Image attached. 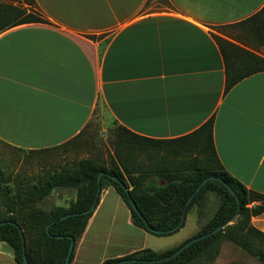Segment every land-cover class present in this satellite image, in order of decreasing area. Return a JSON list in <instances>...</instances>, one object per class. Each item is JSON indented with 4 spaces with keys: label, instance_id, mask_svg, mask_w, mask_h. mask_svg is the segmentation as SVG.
Listing matches in <instances>:
<instances>
[{
    "label": "crops",
    "instance_id": "1",
    "mask_svg": "<svg viewBox=\"0 0 264 264\" xmlns=\"http://www.w3.org/2000/svg\"><path fill=\"white\" fill-rule=\"evenodd\" d=\"M33 1L43 22L9 26L17 4L27 5L0 0V144L41 156L67 146L95 117L101 130L118 125L153 140L184 137L212 119L223 168L264 195V70L225 91L227 63L244 70L254 60L250 55L264 60V31L249 20L264 0ZM131 147L137 166L145 150ZM41 168L1 170L9 174V191H23L47 175ZM74 198L73 189L55 188L36 205L48 211ZM105 206L112 218L124 214L139 246L97 240L90 222ZM250 223L264 234V211ZM147 234L105 186L69 264H102L149 248ZM0 264H16L4 241Z\"/></svg>",
    "mask_w": 264,
    "mask_h": 264
},
{
    "label": "trees",
    "instance_id": "2",
    "mask_svg": "<svg viewBox=\"0 0 264 264\" xmlns=\"http://www.w3.org/2000/svg\"><path fill=\"white\" fill-rule=\"evenodd\" d=\"M17 2H23L30 8L34 7L33 0H17ZM13 14L14 21L9 26L43 22L33 9L27 12L23 7H15ZM249 20L256 21L258 29L264 31V7ZM260 42L264 46V41ZM250 59L254 60L244 70H238V66H229L225 63V91L246 75L264 70L263 59L251 55ZM212 126L213 120L209 119L194 132L173 140L148 139L119 127L123 134L114 140L113 153L107 164L93 158L79 159L71 166L48 173L40 181L23 190L24 197H18L17 210L8 204L3 210L0 209V223L4 222L0 226V241L12 247L16 264H23L19 228L24 238L27 264H63L70 244L69 238H72L73 249L69 264L75 244L95 208L89 210L94 200L99 174H101L100 191L105 186H111L116 191L128 208L130 221L134 226L153 235H170L177 232L185 222L184 219L176 228L188 197L203 180L213 177L197 191L185 212L186 217L189 210L200 203L205 192L213 191L218 194L217 210L194 235L178 246L164 251L157 252L145 248L121 258L106 259L102 264H185L193 260L200 251L217 246L221 240L231 241L259 262L264 263V234L250 223L251 216L264 211V195L247 189L223 168L214 151ZM83 132L84 130L81 134ZM131 146L145 150L144 160L139 161L137 166L133 165ZM157 179L163 181V184H157ZM220 181L234 193L238 205L234 196ZM6 182L7 178L0 168V186ZM55 188L73 189L75 198L69 201L66 207H54L48 211L38 208L36 204ZM3 190L10 189L5 186ZM129 199L133 201L141 217L133 211ZM235 213L240 219L232 229L227 231L220 229L192 243L173 259L150 262L172 254L192 238L213 231ZM67 214L70 216L60 219ZM143 220L153 231L144 224ZM122 260H135V262L119 263Z\"/></svg>",
    "mask_w": 264,
    "mask_h": 264
},
{
    "label": "rangeland",
    "instance_id": "3",
    "mask_svg": "<svg viewBox=\"0 0 264 264\" xmlns=\"http://www.w3.org/2000/svg\"><path fill=\"white\" fill-rule=\"evenodd\" d=\"M16 7H23L17 4ZM24 8V7H23ZM24 9L32 10L30 7ZM118 125L108 126L106 130H101L99 120L95 117L84 132L75 140L67 144V146L57 150L48 151L41 156L27 155L7 146L0 144V168L14 169L18 165L20 167L30 166L36 168L38 172L47 171L51 173L64 167L71 166L82 158H93L102 163H108L113 153V142L123 132ZM102 132V134H100ZM150 149L147 151L149 152ZM147 152V153H148ZM152 152V151H151ZM88 153L89 156L85 157ZM160 153V152H159ZM159 156V155H158ZM144 160V159H143ZM5 173V172H4ZM6 174V173H5ZM9 175V174H6ZM2 184L0 187V209L3 210L9 203L17 204L18 197H24V191H4ZM19 195V196H16ZM219 205V196L213 191H207L202 195L199 204L194 205L188 212L183 226L175 233L170 235L158 236L148 233L146 246L157 251L165 250L177 244L183 238L193 234L200 226L208 221ZM18 206V205H17ZM38 207V206H37ZM40 208V207H38ZM111 207H101L90 222V229L97 232V240L112 242L114 247L123 245L124 243L131 246H139L141 241L136 238L125 222L123 213L114 212L117 218H112L108 211ZM42 209V208H41ZM44 210V209H43ZM237 215L226 224L222 229L227 231L236 225L240 218ZM217 251V252H215ZM185 264H264L259 262L255 257L248 254L229 240H221L217 246L210 249L200 251L197 256Z\"/></svg>",
    "mask_w": 264,
    "mask_h": 264
},
{
    "label": "water",
    "instance_id": "4",
    "mask_svg": "<svg viewBox=\"0 0 264 264\" xmlns=\"http://www.w3.org/2000/svg\"><path fill=\"white\" fill-rule=\"evenodd\" d=\"M100 177H101V174H99L97 176V188H96V192H95V196H94V200H93V203H92V206L90 207L89 210H92L96 203H97V199H98V196H99V192H100ZM209 179H213V177H209L205 180H203L201 182V184L193 191V193L188 197V199L186 200L185 204H184V207L182 209V215H181V219H180V222L179 224L176 226V228H178L184 221L185 219V212H186V209L191 201V199L194 197V195L197 193V191L205 184V182ZM227 189L228 191L231 193V195L234 196L235 198V201L238 205V199L237 197L234 195V193L230 190V188L222 181H220ZM130 201V204H131V207L133 209V211L139 216L141 217L140 213L138 212L135 204L133 203V201L131 199H129ZM237 213H235L228 221L224 222L223 224L219 225L218 227H216L213 231L205 234V235H201V236H198V237H195V238H192L190 239L189 241H187L186 243H184L182 246H180L177 250H175L172 254L166 256V257H163V258H160L158 260H155V261H150V262H163V261H167V260H170V259H173L175 256H177L179 253H181L184 249H186L188 246H190L192 243L196 242V241H199L203 238H206L212 234H214L215 232H217L218 230L222 229L226 224H228L230 221H232V219L236 216ZM70 216L69 214L67 215H64L62 217H60V219H65L66 217ZM144 224L149 228L147 222L145 220H143ZM4 222H1L0 223V226L3 225ZM14 224V223H13ZM16 226V224H14ZM17 227V226H16ZM150 229V228H149ZM151 231H153L152 229H150ZM18 231H19V234H20V238H21V243H22V259H23V264H27V261H26V257H25V247H24V238H23V235L20 231V229L18 228ZM46 232H47V229H46ZM70 239V244L68 246V250H67V254H66V257H65V260H64V263L63 264H68V261H69V257H70V254H71V251L73 249V239L72 238H69ZM129 262H135V260H122L120 261L119 263H129Z\"/></svg>",
    "mask_w": 264,
    "mask_h": 264
}]
</instances>
